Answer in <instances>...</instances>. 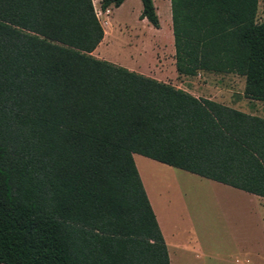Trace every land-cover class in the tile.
<instances>
[{
  "label": "trees",
  "instance_id": "obj_1",
  "mask_svg": "<svg viewBox=\"0 0 264 264\" xmlns=\"http://www.w3.org/2000/svg\"><path fill=\"white\" fill-rule=\"evenodd\" d=\"M257 6L170 0L176 71L264 101ZM103 29L92 0H0V264H169L133 153L264 197V118L93 56Z\"/></svg>",
  "mask_w": 264,
  "mask_h": 264
},
{
  "label": "rangeland",
  "instance_id": "obj_2",
  "mask_svg": "<svg viewBox=\"0 0 264 264\" xmlns=\"http://www.w3.org/2000/svg\"><path fill=\"white\" fill-rule=\"evenodd\" d=\"M92 1L105 30L104 39L92 52L93 56L169 83L195 96L264 118V101L244 95L243 76L208 71L189 76L176 71L170 0H153L160 28H154L139 18L140 0H124L120 6H109L106 10H101V0ZM263 19L264 0H258L256 21ZM153 166V171L144 172V176L155 193V201L167 227L173 230L174 241L190 233L202 249L225 252L230 247L227 242L230 229L225 227L224 218L246 216L241 207L242 199L210 189L209 182L187 171ZM236 204H240L238 208ZM231 212H234L233 216ZM247 218L252 219L251 215Z\"/></svg>",
  "mask_w": 264,
  "mask_h": 264
},
{
  "label": "crops",
  "instance_id": "obj_3",
  "mask_svg": "<svg viewBox=\"0 0 264 264\" xmlns=\"http://www.w3.org/2000/svg\"><path fill=\"white\" fill-rule=\"evenodd\" d=\"M169 17L171 24V12L169 13ZM141 20L148 22L146 19ZM160 26L159 21V27L157 28H160ZM133 159L164 238L168 250L169 264H264V197L199 176L205 182H209L210 189L224 192L235 199H242L241 207L244 208L246 216L243 215V218H224L225 227L230 229L227 237L230 247L225 252H219L215 249H202L198 245V241L190 233L187 237L184 236L176 242L173 239V230L167 227L163 213L155 201V193L153 190L151 191L146 182L144 172L149 173L153 171L155 168L153 165L167 168L171 171L179 168L163 164L137 153H133ZM239 205L236 204L235 207ZM231 215L233 216L234 212H231ZM248 215H251L252 219L247 218L249 217Z\"/></svg>",
  "mask_w": 264,
  "mask_h": 264
}]
</instances>
